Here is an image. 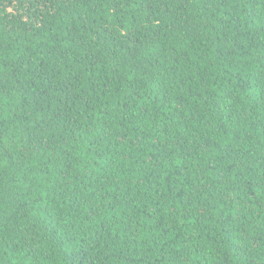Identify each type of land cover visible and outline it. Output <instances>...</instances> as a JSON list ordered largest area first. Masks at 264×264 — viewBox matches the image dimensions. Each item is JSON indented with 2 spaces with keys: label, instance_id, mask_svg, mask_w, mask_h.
Segmentation results:
<instances>
[{
  "label": "trees",
  "instance_id": "trees-1",
  "mask_svg": "<svg viewBox=\"0 0 264 264\" xmlns=\"http://www.w3.org/2000/svg\"><path fill=\"white\" fill-rule=\"evenodd\" d=\"M0 264H264V0H0Z\"/></svg>",
  "mask_w": 264,
  "mask_h": 264
}]
</instances>
